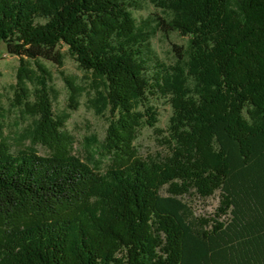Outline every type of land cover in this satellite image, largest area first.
<instances>
[{"label":"trees","instance_id":"16d2710c","mask_svg":"<svg viewBox=\"0 0 264 264\" xmlns=\"http://www.w3.org/2000/svg\"><path fill=\"white\" fill-rule=\"evenodd\" d=\"M147 3L165 13L157 30L189 37L172 66L134 16ZM2 43L19 58L30 144L14 146L0 113V264H264V0H0ZM64 47L108 120L105 169L55 111L47 63L71 109L85 89L62 69ZM153 96L172 107L168 151L144 157ZM216 194L213 215L187 201Z\"/></svg>","mask_w":264,"mask_h":264},{"label":"rangeland","instance_id":"374dc122","mask_svg":"<svg viewBox=\"0 0 264 264\" xmlns=\"http://www.w3.org/2000/svg\"><path fill=\"white\" fill-rule=\"evenodd\" d=\"M134 16L140 24H145L147 28L154 32L152 37V46L158 56L168 65H174L176 53L173 50V44L187 45L188 36H182L178 32L166 34L161 29H156V19L158 16H165V13L152 3H147L142 10H134ZM66 53L64 71L71 75L76 84L85 87L78 98L77 109H71L72 103L69 98V90L60 73V68L51 63H47L53 74V99L54 108L57 113H69L67 120V129L75 137L76 153L86 160H94L95 164H100L105 169L108 164V158L98 153L106 135L108 120L105 116L97 113L92 104L93 89L90 81L91 74L83 71L77 62ZM19 67V58L7 52L4 43L0 44V113L2 114L5 135L10 137L11 142L16 148L29 145L30 140L23 138L25 129L30 122V118L24 115L21 108L14 102L16 74ZM148 105L155 108L158 115L157 120L150 125L144 122L139 128L136 146L140 155L144 157L157 156L165 154L168 151L164 144V135L169 131V120L172 115V107L166 98L153 96ZM145 107H142V109ZM147 121H153L149 116ZM43 155L48 153L43 146H36ZM187 201L194 209L195 215H213L219 205V195L203 199L198 196L187 197Z\"/></svg>","mask_w":264,"mask_h":264}]
</instances>
